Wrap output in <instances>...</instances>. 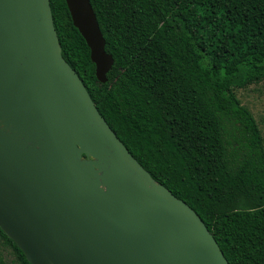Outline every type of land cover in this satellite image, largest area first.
Returning <instances> with one entry per match:
<instances>
[{
  "label": "trees",
  "instance_id": "trees-1",
  "mask_svg": "<svg viewBox=\"0 0 264 264\" xmlns=\"http://www.w3.org/2000/svg\"><path fill=\"white\" fill-rule=\"evenodd\" d=\"M114 59L100 82L65 0L64 59L129 152L229 264H264V135L235 90L264 81V0H89ZM9 249V250H8ZM31 264L0 228V264Z\"/></svg>",
  "mask_w": 264,
  "mask_h": 264
},
{
  "label": "water",
  "instance_id": "water-1",
  "mask_svg": "<svg viewBox=\"0 0 264 264\" xmlns=\"http://www.w3.org/2000/svg\"><path fill=\"white\" fill-rule=\"evenodd\" d=\"M107 80L89 0H65ZM0 228L31 264H229L129 152L64 59L50 0H0Z\"/></svg>",
  "mask_w": 264,
  "mask_h": 264
},
{
  "label": "rangeland",
  "instance_id": "rangeland-1",
  "mask_svg": "<svg viewBox=\"0 0 264 264\" xmlns=\"http://www.w3.org/2000/svg\"><path fill=\"white\" fill-rule=\"evenodd\" d=\"M235 92L242 104L251 110L264 135V81L244 89H236ZM4 255V264H11L9 251L4 252Z\"/></svg>",
  "mask_w": 264,
  "mask_h": 264
}]
</instances>
